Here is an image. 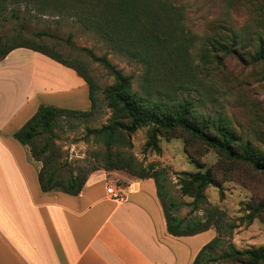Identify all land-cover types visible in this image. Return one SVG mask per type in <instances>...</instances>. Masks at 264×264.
Here are the masks:
<instances>
[{
	"label": "rangeland",
	"instance_id": "rangeland-1",
	"mask_svg": "<svg viewBox=\"0 0 264 264\" xmlns=\"http://www.w3.org/2000/svg\"><path fill=\"white\" fill-rule=\"evenodd\" d=\"M173 1L182 14V28L189 38V45L182 52L192 69H188L192 76L182 78L180 95L192 103L195 119L207 117L221 122L235 134L239 151L247 144L264 160V59L257 57L259 47L264 46V0ZM42 9L38 2L9 0L0 14V36L7 46L36 41L54 47L74 64L88 69L96 80L98 105L93 113L59 117L52 134L38 135L37 146L49 143L40 159L32 155L27 145L34 163L40 168L49 163L65 179L81 175L93 164H103L105 142L89 129L117 118L104 93L115 82L114 76L89 51L106 55L125 74L132 75L133 89L140 92L146 91V64L116 52L68 12ZM42 31L51 35L39 36ZM233 32L241 37L239 45L234 42L235 52L225 57L223 64L212 60L204 69L200 60L202 45L210 37ZM162 98L168 99V95ZM150 132L149 125L134 132L120 131L112 145L113 152L122 160L132 158L143 165L156 163L165 169L171 193L181 204L180 216L188 214L191 206L184 202L192 198L180 194L177 177L182 172L211 171L217 184L205 190L209 207H219L225 221L237 225L231 234L222 235L223 243L215 253L229 251L231 246L242 251L235 255L236 259L212 264H242L247 259L245 250L264 246V161L257 168L241 157L229 158L180 129L161 132L158 148H152L147 145ZM94 172L104 173L117 186H124L128 178L137 179L128 168H99L88 178ZM206 211V206H202L194 214ZM251 212L256 215L253 221L247 218Z\"/></svg>",
	"mask_w": 264,
	"mask_h": 264
},
{
	"label": "trees",
	"instance_id": "trees-1",
	"mask_svg": "<svg viewBox=\"0 0 264 264\" xmlns=\"http://www.w3.org/2000/svg\"><path fill=\"white\" fill-rule=\"evenodd\" d=\"M9 0H0V14ZM38 2L46 10L52 8L57 12L66 11L75 16L84 28L93 32L98 38L108 44L116 52L146 64V91L133 89L132 75L125 74L122 69L113 64L106 55L97 56L89 51L94 60L100 62L115 82L104 90L108 105L114 109L115 120L100 128L89 129L90 133L103 138L106 150L103 154V164H93L84 169L81 175H70L65 179L49 163H44L39 169L38 178L44 191H64L78 194L89 173L99 168L111 170L128 168L137 179L154 178L157 194L162 204L167 223V230L174 236H191L208 229H215L216 236L199 250L193 264H212L221 259H236L235 255L242 251L231 246L229 251L216 254L223 243L222 235L231 234L237 227L224 219V211L219 207H209L205 190L210 185H216V179L210 170L182 172L177 177L180 194L191 197L184 202L191 206L185 216L178 214L181 204L173 197L170 190V177L165 169L156 163L143 165L132 158L119 159L113 152L112 145L117 141L120 131L134 132L144 125L151 126L147 145L158 148L157 137L161 132L180 129L201 140L206 145L226 154L229 158L241 157L254 167L260 168L264 161L249 145L245 144L239 151L235 145L237 139L233 131L221 122L207 117L201 120L193 116V105L182 98V78L192 76V69L187 64L183 50L189 45V38L182 28V14L173 0H14ZM41 35H51L46 31ZM241 37L236 33L225 36L216 35L207 39L200 50V60L204 69L212 60L223 64L225 57L235 52L234 42L239 45ZM211 46V48L209 47ZM17 47H27L41 52L59 63L73 68L86 81L89 88L90 107L74 109L41 104L35 114L18 130L14 136L24 145L30 146V151L36 159L48 149L36 145V138L41 133H53V126L59 117L77 116L93 113L97 108L96 80L88 69L76 65L54 47L36 41L7 46L0 36V59ZM221 53H223L221 55ZM257 57L264 59V46L257 51ZM155 81H153L152 76ZM150 78V79H149ZM168 95V99L162 96ZM211 128L214 130L212 131ZM206 206V213L194 214ZM256 217L254 212L247 215L249 221ZM247 259L242 264H263L264 246L250 248L243 252Z\"/></svg>",
	"mask_w": 264,
	"mask_h": 264
},
{
	"label": "crops",
	"instance_id": "crops-1",
	"mask_svg": "<svg viewBox=\"0 0 264 264\" xmlns=\"http://www.w3.org/2000/svg\"><path fill=\"white\" fill-rule=\"evenodd\" d=\"M41 104L88 109V85L17 47L0 59V264H193L217 233L170 234L154 178H128L123 199L107 192L113 182L102 172L78 194L42 190L40 167L14 136Z\"/></svg>",
	"mask_w": 264,
	"mask_h": 264
},
{
	"label": "built area",
	"instance_id": "built-area-1",
	"mask_svg": "<svg viewBox=\"0 0 264 264\" xmlns=\"http://www.w3.org/2000/svg\"><path fill=\"white\" fill-rule=\"evenodd\" d=\"M107 192L114 197L115 199H123V194L121 192V186H117L116 184H113L111 186H108Z\"/></svg>",
	"mask_w": 264,
	"mask_h": 264
}]
</instances>
